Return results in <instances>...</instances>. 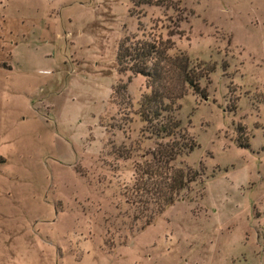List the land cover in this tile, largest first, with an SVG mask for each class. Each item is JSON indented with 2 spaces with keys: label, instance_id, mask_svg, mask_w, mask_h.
<instances>
[{
  "label": "rangeland",
  "instance_id": "rangeland-1",
  "mask_svg": "<svg viewBox=\"0 0 264 264\" xmlns=\"http://www.w3.org/2000/svg\"><path fill=\"white\" fill-rule=\"evenodd\" d=\"M174 1L0 0V264H264V0ZM159 39L204 74L174 105L196 147L162 210L135 167L169 139L116 61Z\"/></svg>",
  "mask_w": 264,
  "mask_h": 264
},
{
  "label": "trees",
  "instance_id": "trees-1",
  "mask_svg": "<svg viewBox=\"0 0 264 264\" xmlns=\"http://www.w3.org/2000/svg\"><path fill=\"white\" fill-rule=\"evenodd\" d=\"M136 7L144 5L163 8H174V0H131ZM174 43L169 39L154 42H138L135 46L126 47L120 43L116 61L120 72L129 71L132 75H142L150 93L143 96L139 114L148 131L155 137L168 138L165 145L157 144V149L151 153L155 166L135 167L138 182L152 196L159 195L163 207L171 205L174 197L186 188L190 180L188 171L173 169L169 165L180 154H188L196 144L187 137L181 122L173 112L177 100L181 99L188 89L200 93V79L204 76L199 64L194 65L184 54L169 55ZM116 89L126 90V85H118ZM116 90V92H118ZM145 181V182H144ZM164 183L166 191L161 185ZM150 185V188L148 187ZM139 187V188H141ZM140 190V189H139Z\"/></svg>",
  "mask_w": 264,
  "mask_h": 264
}]
</instances>
